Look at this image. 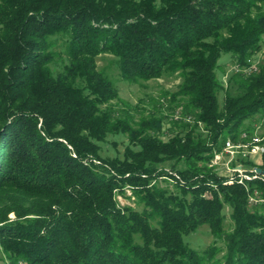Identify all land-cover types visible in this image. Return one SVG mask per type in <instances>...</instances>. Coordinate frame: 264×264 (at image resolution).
Instances as JSON below:
<instances>
[{"label":"trees","instance_id":"trees-1","mask_svg":"<svg viewBox=\"0 0 264 264\" xmlns=\"http://www.w3.org/2000/svg\"><path fill=\"white\" fill-rule=\"evenodd\" d=\"M262 47L264 0H0V261L264 264V155L211 165L228 137L264 134V62L243 70ZM103 53L126 81H180L132 106ZM201 226L213 240L192 246Z\"/></svg>","mask_w":264,"mask_h":264},{"label":"rangeland","instance_id":"rangeland-1","mask_svg":"<svg viewBox=\"0 0 264 264\" xmlns=\"http://www.w3.org/2000/svg\"><path fill=\"white\" fill-rule=\"evenodd\" d=\"M221 68L218 72V76L222 80L224 86H227L231 92H236L235 86L227 83V78L233 71L234 63L228 57V54H223L220 58ZM251 62L256 66H259L264 62V47L252 57ZM59 68V66L57 67ZM97 68L107 74L117 85L119 89V96L122 100L128 102L130 105L138 104L143 108H151L155 101L161 98L163 91H174L176 89L177 83L180 81V77L177 74H166L158 78H152L146 81H137L129 82L122 78L119 68L117 65L116 58L109 54L103 53L97 57ZM223 98V92L219 94V100ZM164 105L162 106L164 111L170 112L167 108L169 104L168 100H162ZM133 112L136 115H139L137 109H133ZM164 135L166 138L171 135L172 129L170 128V123H165ZM128 143L127 137L123 134L109 135L107 140L103 143L102 154L114 156L116 154L121 155L125 145ZM222 160L219 166L222 169L223 173H228V170L225 168L224 161H226L227 156H222ZM249 158L257 164H260L262 161V155L257 154L247 157H239L237 161L240 162L241 159ZM121 201L128 202V199L121 198ZM188 242L195 247H203L209 244L213 240V236L210 233L209 227L201 226L195 233L186 237ZM1 254V253H0ZM0 264H6L3 260L0 261Z\"/></svg>","mask_w":264,"mask_h":264},{"label":"built area","instance_id":"built-area-1","mask_svg":"<svg viewBox=\"0 0 264 264\" xmlns=\"http://www.w3.org/2000/svg\"><path fill=\"white\" fill-rule=\"evenodd\" d=\"M256 68L257 66L251 62V65L243 68V70L250 72ZM233 69L238 70L240 67L234 64ZM180 113L181 112L179 110H175L174 118H179L181 116ZM184 118L186 121L190 122L193 120V116L191 114H185ZM260 128L261 127L259 124H254L252 132H241L237 141H234L228 137L224 141L222 149L218 152H215L211 160V165L222 172L219 164L223 158L222 156L225 155L227 156V159L224 161V164L225 168L228 170V173H231L232 171H239L240 173H243L244 168L242 167L241 163L237 161V158L253 156L257 154L264 155V134L260 133ZM233 163H235V165H233ZM253 201L256 202L257 199H254Z\"/></svg>","mask_w":264,"mask_h":264},{"label":"water","instance_id":"water-1","mask_svg":"<svg viewBox=\"0 0 264 264\" xmlns=\"http://www.w3.org/2000/svg\"><path fill=\"white\" fill-rule=\"evenodd\" d=\"M256 171H257V172H260V171H261V168H259V167L256 168Z\"/></svg>","mask_w":264,"mask_h":264}]
</instances>
